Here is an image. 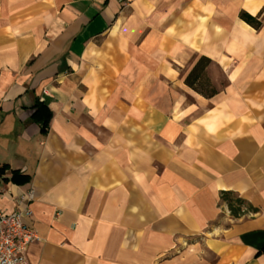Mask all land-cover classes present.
<instances>
[{
    "label": "crops",
    "instance_id": "obj_1",
    "mask_svg": "<svg viewBox=\"0 0 264 264\" xmlns=\"http://www.w3.org/2000/svg\"><path fill=\"white\" fill-rule=\"evenodd\" d=\"M243 11L264 0H0V209L31 211L32 264H264V20ZM202 56L211 95L186 81Z\"/></svg>",
    "mask_w": 264,
    "mask_h": 264
},
{
    "label": "built area",
    "instance_id": "obj_2",
    "mask_svg": "<svg viewBox=\"0 0 264 264\" xmlns=\"http://www.w3.org/2000/svg\"><path fill=\"white\" fill-rule=\"evenodd\" d=\"M30 214L29 209L14 212L0 209V264H32L27 251L38 236L24 221Z\"/></svg>",
    "mask_w": 264,
    "mask_h": 264
},
{
    "label": "trees",
    "instance_id": "obj_3",
    "mask_svg": "<svg viewBox=\"0 0 264 264\" xmlns=\"http://www.w3.org/2000/svg\"><path fill=\"white\" fill-rule=\"evenodd\" d=\"M241 17L249 24L254 26L255 28L259 29L262 26V21L259 19L258 16H253L249 14L246 11H243L241 13ZM211 60L205 56H202L193 70L189 73V75L186 78V81L188 84L192 87H194L196 90L204 93L205 95H211L213 94L216 90L211 87L210 89H203L200 88L197 85V82L199 81H206V83H209V79L205 76V68L210 64ZM209 86V84H208ZM34 113L33 117L34 119L41 125V131L42 133L46 134L47 130L49 128L50 120L52 118V111L49 109L48 105L44 101L37 100L34 105H33ZM5 169V166L3 167V170ZM2 170H0L1 173ZM17 173H15L12 177V180H17L16 177ZM29 179V177H27ZM237 205L234 206L232 203H230V208L231 211L236 214L241 211V206L243 204V200L237 199ZM264 251V248L262 249Z\"/></svg>",
    "mask_w": 264,
    "mask_h": 264
},
{
    "label": "rangeland",
    "instance_id": "obj_4",
    "mask_svg": "<svg viewBox=\"0 0 264 264\" xmlns=\"http://www.w3.org/2000/svg\"><path fill=\"white\" fill-rule=\"evenodd\" d=\"M259 17V16H258ZM264 17V16H263ZM264 20V19H263ZM263 20H262V24H263ZM205 76H206V73H205ZM207 77V76H206ZM209 84V86H208ZM197 85L200 87V88H203V89H207L209 90L210 89V80H209V83L206 81L204 82L203 80L202 81H199L197 82ZM244 206V205H243Z\"/></svg>",
    "mask_w": 264,
    "mask_h": 264
}]
</instances>
